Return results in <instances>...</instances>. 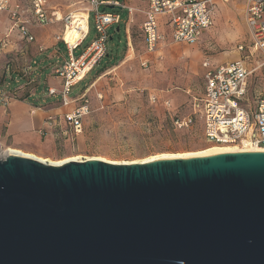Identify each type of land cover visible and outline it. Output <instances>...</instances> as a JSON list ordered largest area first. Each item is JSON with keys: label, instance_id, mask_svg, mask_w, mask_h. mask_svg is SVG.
Here are the masks:
<instances>
[{"label": "water", "instance_id": "obj_1", "mask_svg": "<svg viewBox=\"0 0 264 264\" xmlns=\"http://www.w3.org/2000/svg\"><path fill=\"white\" fill-rule=\"evenodd\" d=\"M0 264H264V153L0 160Z\"/></svg>", "mask_w": 264, "mask_h": 264}, {"label": "rangeland", "instance_id": "obj_2", "mask_svg": "<svg viewBox=\"0 0 264 264\" xmlns=\"http://www.w3.org/2000/svg\"><path fill=\"white\" fill-rule=\"evenodd\" d=\"M32 1L10 0V5L18 6L21 21L25 22L33 42L21 38L7 12L0 14V39L8 35L11 46L0 54V92L11 97L9 104L14 100L24 101L42 116L40 120L44 124L35 127L28 137L15 140L5 136L6 112L0 126V148L17 147L52 160L75 156L85 162L100 157L119 163L202 151L212 144L205 142L198 117H193L188 126L178 127L175 122L192 114L204 85V61L217 66L241 59L251 72L247 98L252 107L264 96V56L249 47L242 11L245 2L230 0L215 4L213 24L202 32L195 46L176 45L166 39L148 52L140 30L143 17L139 14L128 26L120 24L119 32H115L117 25L114 26L108 31L107 57L69 94L73 98L84 93L88 102L90 113L83 118L82 132L74 135L60 117L56 118V125L49 126L48 118L54 119L59 113L47 111H59L61 96L48 95L47 88L54 86L56 91L61 90L62 80L57 81L53 70L67 55L56 37L67 26L64 39L73 44L87 33L82 28L86 27L87 37L73 52L78 57L95 39L96 32L92 15L87 25L85 11L89 4L85 0H43L48 17L54 18L58 13L63 18L62 22L48 25L36 21ZM118 1L141 8L138 0ZM118 12L121 21H125L126 10ZM70 15L68 24L65 18ZM165 19L159 18V30L169 35L168 26L163 23ZM239 45L244 47V52L237 51ZM28 114L25 107L21 119L25 120ZM18 127L21 129L20 124H13L9 129L14 131Z\"/></svg>", "mask_w": 264, "mask_h": 264}, {"label": "built area", "instance_id": "obj_3", "mask_svg": "<svg viewBox=\"0 0 264 264\" xmlns=\"http://www.w3.org/2000/svg\"><path fill=\"white\" fill-rule=\"evenodd\" d=\"M143 8L133 7L118 0H88L89 8L85 11L87 25L90 15L96 37L78 57L73 56L84 42L88 32L75 43H68L62 35L56 37L66 51V59L53 72L55 78L62 80V88L58 92L48 87L50 96H61L60 105L76 106L62 117L67 128L74 135L82 132V121L90 113L85 94L70 98L72 88L78 85L107 55L109 41L108 31L123 23L128 26L136 14L143 17L140 24L146 50L154 51L156 46L168 39L172 44L195 45L204 30L213 24V14L217 2L230 0H142ZM43 0H33L32 7L36 21L40 25L62 22L63 18L48 17L43 7ZM243 16L249 35V47L264 56V0H244ZM102 7V10L100 8ZM106 7L110 8L106 11ZM119 10H126L127 17L121 21ZM7 12L13 21V28L20 32L22 39L33 42L34 38L21 21L18 6H11L10 0H0V13ZM166 17L163 22L168 26L169 35L159 30V18ZM70 23L71 15L65 18ZM8 35L0 40V54L8 47ZM238 52H244L242 45L237 46ZM146 66V62H144ZM203 89L193 104V111L188 118L175 122L178 127L188 126L193 117L201 121L204 140L212 145H230L237 147L264 148V96L255 101L252 107L248 95V77L251 72L241 59L222 65L202 63ZM11 97L0 92V107L7 108ZM154 100V99H153ZM49 126L56 125V120H48ZM54 121V122H52ZM54 123V124H53ZM66 131H64V135Z\"/></svg>", "mask_w": 264, "mask_h": 264}, {"label": "bare ground", "instance_id": "obj_4", "mask_svg": "<svg viewBox=\"0 0 264 264\" xmlns=\"http://www.w3.org/2000/svg\"><path fill=\"white\" fill-rule=\"evenodd\" d=\"M72 19V17H71ZM69 24V23H68ZM84 31H86V27H82ZM64 36V35H63ZM251 153H264V148L262 147H237V146H230V145H212L202 151L198 152H190V153H183V154H163L155 157H150L142 161H131V162H123L119 163L116 161H108L105 159H102L100 157H94L88 161H97V162H107V164L111 165H118V164H147V163H152L160 159H171V158H188V157H196V156H214V155H222V154H251ZM20 157L23 159L31 160L35 163H38L40 165H45V166H52V167H61L64 166L68 163H80L83 162L80 160L79 157L75 156H68L64 157L58 160H52L50 158L46 157H41L36 154L24 151L22 149L8 146L4 148H0V160H4L8 157Z\"/></svg>", "mask_w": 264, "mask_h": 264}, {"label": "crops", "instance_id": "obj_5", "mask_svg": "<svg viewBox=\"0 0 264 264\" xmlns=\"http://www.w3.org/2000/svg\"><path fill=\"white\" fill-rule=\"evenodd\" d=\"M87 3H88V0H85ZM123 2H124V0H123ZM138 2H139V4H140V6H141V8H143L144 6H145V2L144 1H142V0H138ZM225 3H228V2H225ZM126 5H128L127 3H125ZM130 6V5H129ZM133 7H135V6H133ZM139 8V7H138ZM244 9V8H243ZM243 9H242V11H243ZM1 14V13H0ZM53 15H55V14H53ZM56 16L59 18V17H61L58 13L56 14ZM121 24H123V23H121ZM120 25V24H119ZM119 25L116 27V30H117V32H118V30H119ZM124 25V24H123ZM125 26V25H124ZM87 32H88V29H87ZM125 32L127 33L128 32V30L126 29L125 30ZM0 40H2V39H0ZM9 40V39H8ZM201 40V37L199 38V41ZM199 41L196 43V44H198L199 43ZM10 43V42H9ZM59 43H61V42H59ZM195 44V45H196ZM63 45V44H62ZM177 45V44H176ZM178 45H184V44H178ZM195 45H191V46H195ZM64 46V45H63ZM188 46V45H187ZM9 47H11L10 46V44H9ZM8 47V48H9ZM65 48V47H64ZM9 52H12V50H10ZM66 59V57L65 58H62V59H60V61H59V63L61 64L64 60ZM58 60H56V62H57ZM59 64V65H60ZM58 66V65H57ZM56 66V67H57ZM57 79V81L59 80L58 78H56ZM49 87H52V88H56V87H54V86H49ZM15 102L13 103H11V104H9L10 106H9V108L7 107V108H3V107H0V126L4 123L3 122V118L5 117V114H6V112H7V115H8V120H7V123L5 124V126L7 127V133H6V135L5 136H8V137H13L15 140L17 139H24L25 137H28L29 136V134H30V132H32V130L35 128V127H39V126H41L42 125V123H43V121H41L40 119L42 118V116L41 115H37V112H36V110L35 109H33V108H31V107H29V106H27L26 104H24V101H18V100H14ZM76 106V104H72V105H70V106H68V107H62V106H60L58 109H59V111L57 110H51V111H47V112H52V111H55V113H59L58 115H56L55 116V118L54 119H52V118H48V120H56V118L57 117H60V120L62 121V117H63V115L65 114V113H68V112H70L74 107ZM25 107H26V109H27V111H29V114H28V117L25 119V120H22L21 119V114H23L24 112H25ZM63 113H62V112ZM47 112H45V114L47 113ZM27 113V112H26ZM44 114V115H45ZM48 114H50V113H47L46 114V116L48 115ZM60 115V116H59ZM49 116V115H48ZM10 117H13L14 119H11ZM63 122V121H62ZM48 123V122H47ZM13 124H20V127H21V129H19V127L18 128H14V131H10V126H12ZM44 124V123H43ZM17 148V147H16ZM19 149H21V148H19ZM23 150V149H22ZM24 151H26V150H24ZM27 152H29V151H27ZM30 153H32V152H30ZM33 154H35V153H33Z\"/></svg>", "mask_w": 264, "mask_h": 264}, {"label": "trees", "instance_id": "obj_6", "mask_svg": "<svg viewBox=\"0 0 264 264\" xmlns=\"http://www.w3.org/2000/svg\"><path fill=\"white\" fill-rule=\"evenodd\" d=\"M107 8H108V7H107ZM109 9H110V8H109ZM115 32H117V30H116V29H115ZM118 32H119V30H118ZM107 54H108V53H107ZM106 57H107V55H106ZM106 57H105V58H106ZM115 60H116V59H115ZM200 122H201V121H200ZM82 124H83V123H82Z\"/></svg>", "mask_w": 264, "mask_h": 264}]
</instances>
